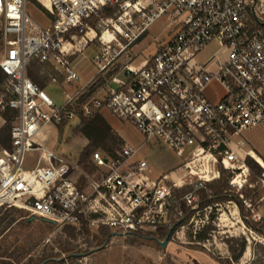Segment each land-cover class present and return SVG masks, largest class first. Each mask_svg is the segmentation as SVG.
Here are the masks:
<instances>
[{"label":"built area","instance_id":"obj_1","mask_svg":"<svg viewBox=\"0 0 264 264\" xmlns=\"http://www.w3.org/2000/svg\"><path fill=\"white\" fill-rule=\"evenodd\" d=\"M48 2L43 5L51 21L44 27L31 20L27 0H0L4 123L5 112L15 111L11 145L0 150V208L17 207L26 218L73 226L93 239L149 233L162 242L211 207H201L199 193L181 194V189L205 188L226 169L229 191L242 193L251 174L249 151L242 156V142L235 137L264 127V0ZM104 8L106 15L93 23ZM164 16L172 30L157 42L156 54L141 66L113 69ZM104 30L110 31L108 37ZM78 33L99 42L91 58L97 72L85 81L72 66ZM215 40L220 52L200 62L197 54ZM34 58L54 68L53 83L76 84L71 93L64 90L62 105L30 78ZM214 80L224 90L217 100L205 92ZM106 109L133 123L145 138L143 146L156 140L187 155L178 169H186L190 180L177 177L176 170L152 177L149 161L126 142L115 154L95 150L92 171L44 146L51 126ZM34 150L40 151L37 163L26 168L25 154Z\"/></svg>","mask_w":264,"mask_h":264},{"label":"rangeland","instance_id":"obj_2","mask_svg":"<svg viewBox=\"0 0 264 264\" xmlns=\"http://www.w3.org/2000/svg\"><path fill=\"white\" fill-rule=\"evenodd\" d=\"M43 2L44 0L42 2L27 0L26 9L34 23L45 27L49 25L51 15ZM105 15V12L101 13L92 22H99ZM169 23L168 17L159 18L145 36L127 49L113 69L128 63L141 66L154 56L157 52V42H164L172 30ZM74 42L79 49L72 56V66L80 73L82 81H85L97 72L91 58L97 52L99 42H88L81 33H78ZM2 51L0 37V55ZM219 52L220 44L215 40L197 54V59L204 62ZM41 70L42 81L47 83L44 89L57 105H62L66 100L64 90L71 93L75 90L73 85L76 84H65L63 88L61 84L49 80L55 75L54 69L53 73L45 67ZM49 73H51L50 77ZM116 75L125 78L123 73ZM113 87L117 88L114 82ZM223 91L217 80L212 81L205 90L212 100L219 99ZM103 115L114 130L116 142L119 144L126 142L139 148L138 157L149 161V175L156 177L161 173L176 170L177 177L185 181L190 180L186 169H178L188 158L187 155L179 156L156 140L143 146L145 138L133 123L118 118L107 109L103 111ZM78 123L79 120L74 119L51 126L50 131L45 134L44 146L77 162L81 153L87 151L88 144L84 135L74 131ZM2 124L5 125L0 115V126H4ZM235 141L242 142L243 156L245 151L252 149L251 151L261 159V162H264L263 126L244 131L242 135L235 137ZM39 156L38 150L27 152L25 167H33ZM252 159L264 171L262 165L254 157ZM247 165L251 168L248 162ZM262 173L258 174L251 168L249 180L242 193L234 192L236 200L222 199L219 203L199 211L192 223L186 220L185 230L175 233L166 248L162 247L161 243L132 236L126 238L112 236L109 240L108 236L106 239L98 236L97 239H93L88 234L75 232L78 236L73 237L69 235V228L56 226L38 217L34 220L25 216L18 218L20 211L3 208L0 210V264H40L50 257L64 259L46 264H264ZM228 176L227 173L225 176L227 183ZM227 190L228 187H224L223 191L227 192ZM106 241L104 248L91 251L102 246ZM243 245H245L244 250H242ZM240 252L242 256L234 259Z\"/></svg>","mask_w":264,"mask_h":264},{"label":"trees","instance_id":"obj_3","mask_svg":"<svg viewBox=\"0 0 264 264\" xmlns=\"http://www.w3.org/2000/svg\"><path fill=\"white\" fill-rule=\"evenodd\" d=\"M103 12L107 13V9L104 8L100 10L95 15V17H98ZM44 67L48 70H51L53 73L54 68L48 63L40 62L38 58L32 59L29 65V68H28V73H29L30 78L36 84H38L41 88H45V86L47 85V83L45 81H42V78H41L42 76L41 69ZM50 75L51 73H49V77ZM4 79H5V74L0 68V84H2ZM49 80H51V78H49ZM14 116H15L14 110L8 109L5 112L6 122H5V125L3 124L4 126H1L2 128L0 127V150L3 147H9L11 145V137H9V135H10L11 123L14 119ZM74 129H75L74 130L75 133L82 134L88 139V144L86 147L87 151L81 153L79 157V162L89 171H92L94 169L93 163L91 161V154L95 150L100 149L108 154H115L116 150L122 146V144H119L118 142H116L115 136H114L115 135L114 130L112 129L110 124L107 122V120L104 118V115L101 112H96L91 117H87V118L82 117ZM247 162L251 166L253 171H256L258 174L262 173L263 169L261 168L259 164H257L252 159V156L250 157V155H248ZM227 173L229 174V171H227L226 169H222L221 177L211 182H208L205 188H201L197 190L195 186H187L181 189V194L194 193V192L199 193L201 196V207L202 208H205L215 203H219L222 199L236 200L235 199L236 196H234L235 195L234 192L228 191L231 186L229 185V183L225 182V176ZM226 186L228 187V190L227 192L226 191L224 192L223 190H224V187ZM238 201H240V199ZM240 207H242V205ZM2 209L3 208H0V210ZM6 209L9 211L10 210L20 211V215L18 218L24 217V216L26 217L27 215L25 210H22L17 207H10ZM66 228L70 229L69 235L73 237L78 236V234H76L75 232H82L84 234L86 233L85 231L77 230L73 226H67ZM132 237H139L142 240H146V241L151 240V241L157 242L154 238L151 237L149 233H135ZM106 238L107 237H105V239ZM244 249H245V245H243L242 250ZM241 256H242V253L240 252L237 256L234 257V259H239Z\"/></svg>","mask_w":264,"mask_h":264},{"label":"water","instance_id":"obj_4","mask_svg":"<svg viewBox=\"0 0 264 264\" xmlns=\"http://www.w3.org/2000/svg\"><path fill=\"white\" fill-rule=\"evenodd\" d=\"M29 219H30V220H34V219H36V216H31ZM42 220L54 224V222H52V221H50V220H47V219H42ZM108 240H109V239H108ZM168 242H169V236H167V237H166L162 242H160V243H161L162 247L166 248V246L168 245ZM106 244H107V241H106L102 246H100V247H98V248H95V249H92L91 251L94 252V251L100 250V249L104 248V247L106 246ZM51 259L56 261V260H62V259H64V258H51ZM47 261H48V260L44 261V262L41 263V264H45Z\"/></svg>","mask_w":264,"mask_h":264},{"label":"bare ground","instance_id":"obj_5","mask_svg":"<svg viewBox=\"0 0 264 264\" xmlns=\"http://www.w3.org/2000/svg\"><path fill=\"white\" fill-rule=\"evenodd\" d=\"M92 34H93V32L91 33V35H92ZM109 35H110V31L105 30V31H104V36L108 37ZM239 152H240V154L243 156V154H242L243 151H241V149H240ZM251 152H252V151L250 150V151H249V155H250V156H252V157L254 156V158H255V159H256L261 165L264 164V162H261V159H260L257 155H256V156H255V155H252ZM262 161H263V160H262ZM238 164H240V163H238Z\"/></svg>","mask_w":264,"mask_h":264},{"label":"crops","instance_id":"obj_6","mask_svg":"<svg viewBox=\"0 0 264 264\" xmlns=\"http://www.w3.org/2000/svg\"><path fill=\"white\" fill-rule=\"evenodd\" d=\"M41 2H42V0H41ZM44 3L47 4V5H49L48 0H44ZM2 53H3V52H2ZM1 56H2V54L0 55V58H1ZM2 125H3V124H2ZM0 127H1V126H0ZM48 130L50 131V128H49ZM86 139H87V138H86ZM87 142H88V139H87ZM251 154L256 156V154L253 153V152H251ZM253 157H254V156H253Z\"/></svg>","mask_w":264,"mask_h":264},{"label":"flooded vegetation","instance_id":"obj_7","mask_svg":"<svg viewBox=\"0 0 264 264\" xmlns=\"http://www.w3.org/2000/svg\"><path fill=\"white\" fill-rule=\"evenodd\" d=\"M51 258H55V257H50V258H47V259L43 260L41 263H43V262H44V261H46V260H48L47 262H50V261H55V260H52ZM47 262H46V263H47ZM41 263H40V264H41ZM46 263H45V264H46Z\"/></svg>","mask_w":264,"mask_h":264}]
</instances>
